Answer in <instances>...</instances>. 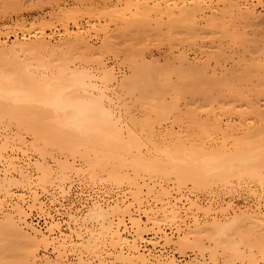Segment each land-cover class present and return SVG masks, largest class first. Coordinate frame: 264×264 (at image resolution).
Listing matches in <instances>:
<instances>
[{
	"label": "bare ground",
	"instance_id": "6f19581e",
	"mask_svg": "<svg viewBox=\"0 0 264 264\" xmlns=\"http://www.w3.org/2000/svg\"><path fill=\"white\" fill-rule=\"evenodd\" d=\"M0 1L2 3V0ZM13 1L14 2L10 0L9 2L8 0L6 1L7 3L4 2L6 5L3 3L4 6L2 4L0 5V10L5 11H0L2 15H6L7 12L11 10L10 8L14 9L20 6L16 4L19 2L16 0ZM47 1L50 2V0ZM131 3L132 4L130 5L129 3V5L131 7L134 5L133 8H135L138 13L143 14L150 9V6H147L149 4L146 5L145 1L134 2L133 0ZM7 5H9V7H7ZM94 9H92V7L88 8L83 13H75L73 9H70V11L67 10L64 17H56V19H50V21L41 20V22H32L30 25H27L28 22L26 23L23 19V21H17L18 23H15V21L13 22L14 24L4 23L0 25V39L1 37L5 38V40H0V118L5 119L9 117L12 120H16L19 122L17 125L21 124L23 127L26 126V130L30 129V131H32L31 133H33V135L35 134L34 136H36V138L39 137L35 132L38 122L44 121L47 122L48 125L51 124L52 131L45 135L44 128L46 127H43V130L41 127L39 128V131L41 129V133L44 131L42 133L44 136H42V138L41 136L39 137L40 140L45 142L43 137H47V141H51V144L53 141H59L54 140L56 137L60 136V139L65 137L68 138V136L76 137L77 133L83 134V137L87 135L86 140L95 138L98 141H90L91 144L97 143L99 145V143L102 142L105 151V155L103 154V156L107 164H110V171L112 173H107L108 177L112 178L109 180L117 181L116 178H118L120 181H117L116 184L123 183V181L126 180L128 186L131 185L135 189L134 193L130 192L133 194V196L131 195L133 199H120L119 197L108 198L109 194L107 198L102 197V195L101 197L96 196L95 198L91 196L93 199L85 201L86 203L84 206H86V209L84 210V206L82 208H79V206L73 207L74 205L62 207L63 204H61L59 207L54 197L52 198L53 202L51 201L52 204H47L45 203L46 201L44 202V200L38 197L41 196V194H37L40 190L37 191L35 188L36 190H34L37 192L34 193L32 199L26 200V196H24L25 193H23L24 191L17 193L16 190H14L15 187L26 188L37 184L50 185V183L53 182H66L69 179L68 177L72 175L70 171L75 168L74 160L76 159L73 158L75 156L74 151L78 152L76 153L77 155H79V151H77V149L72 151L73 154H71V156L73 157H68L74 159V163L72 164L66 157V160L56 157L57 155L52 152V149L55 150L57 147L51 148V144L49 145L51 149L47 146L41 147L42 156L44 158L46 156L52 157L54 159L53 161H57V164H50V161L48 160V163L44 158L42 159L45 162L43 160L41 161L40 158L39 161L33 162L34 166L32 168L34 169L31 170L29 166H31L32 163H27L28 165H19L10 155L8 158L11 157L13 160L1 157L5 148L0 147V157L5 159H0L3 163V166L0 165V263L107 264L105 260L109 261L108 259H110L112 260L110 261L111 264H113L112 262L115 264H183L175 253L161 250L160 248L158 249V246H161L163 242L165 246L167 244L174 245V247L180 250L182 255L189 249L201 253L203 261H201V259L198 260L199 258H196V256L194 260L197 262L191 260L187 264H208L207 257H205L207 254L209 255L208 258L210 261L214 264H238V260L248 257H245L243 253L240 254V249L242 247L241 241H244V239L238 241L236 238L237 241L234 240L231 243L229 241L233 240L234 237L231 240H228L231 236L227 237L228 242L224 240V237L228 236L231 229L232 231H235V228L237 229V227H232L233 223L236 225L239 219L244 220L247 217L243 218L242 215L238 213L237 215H233L232 219H228V215L225 219L217 215L218 217L213 216L211 219L209 217L203 220L194 213H192L194 215L188 217L182 210L184 207L181 208L179 205L177 198H172V190L170 191V189H172L171 187L173 186H170L169 189L168 186H166L168 184L165 182L168 180L172 183L175 182L178 189L188 184H191L194 188L202 189L205 186L209 188L208 185L211 183L214 184V187L218 183H221L219 184L220 186L224 183L228 185V183H231L230 179L232 178L241 179L239 180L240 182L243 178H251V180L256 179L259 181L263 180L264 51L256 56V60H254L255 57H252L251 61H247L245 57L237 53H232V55L228 54L230 57H226L227 55L223 47H219L220 50L216 48L217 51L208 53L203 59L201 58L202 56L190 57L186 52H181L175 61L177 62V66L173 64L172 67L167 69V71L165 70L163 73L161 71L162 69H159V71L156 69L158 67H155L157 64L154 65V61H152V63H147L149 68L142 70L140 64L142 63L143 65L144 62L148 60L141 58L143 62H139L140 60L134 59L130 54L125 58L126 62H128L127 66L130 72H123V70H120V67L118 68L119 71H117L115 68L116 66H110L112 64L109 65L107 63L109 60L107 62L103 61L102 55L105 54V52H107V54L112 52L114 56H117V49L115 50V44H117V42L114 38L117 39L118 36L120 37V34L121 36L126 35L122 33L128 32L130 28L128 30H125L126 28H121L120 31L118 30L119 27L115 31V33L119 32L118 34L116 33V35H114V32L111 33L115 36L114 38L107 32V34H109L108 38L106 41H104L105 38H103L102 41L104 42H101L103 43L102 46H98L99 48L93 46L90 42L92 38L90 36V38H88L90 33L87 34L86 32L88 29L86 30L84 25L77 20L79 17L77 19L76 17L81 15V18L86 16L96 19L100 17L99 15H101V13L103 15H109L110 17V14H107V12L103 13L100 10H95L101 12H98V17H95L96 12H94ZM234 9L240 14V19H243V17L248 20L256 18V20L259 21V19H257L258 13L256 14L255 11L248 7L244 8L240 0H228L224 11L231 13V10ZM61 13L65 12L62 11ZM190 14H192V11L189 8L183 7L179 9L176 16L175 13L172 12V19L170 18L171 23L170 19L168 24L166 23L169 25L167 31L171 32L174 30L175 25L171 26L174 24L173 22L181 18H186ZM111 16H113V13H111ZM262 16H264V14H262ZM136 21H139V19L136 18ZM71 23H73V25H71ZM94 23L92 24L94 25L92 26L94 27L91 29L92 31H94L96 29L95 26L99 24L95 25ZM99 25L102 26V30L97 29L99 31L108 29V23H106L105 26L101 23ZM46 30H51V32H46ZM187 30L195 32V27L190 25ZM233 30V33L228 32V36L233 37V40L234 37L235 39L240 37V39L243 40V35H239V31ZM11 32L15 34V38L9 41L8 37ZM19 32L21 34H19ZM32 32L34 33L32 34ZM151 32L153 33L154 31L151 30ZM228 36L225 37L229 38ZM122 41L123 40H120L118 43H123ZM244 54L243 52V55ZM75 56L89 59H87V61L85 59V64H78V62L69 63L68 60L71 59L76 61L78 57ZM103 56L107 55L105 54ZM81 58L78 60H81ZM174 59L171 60L172 63H174ZM229 59L232 61V64L226 66L225 62L227 64L230 63L227 62ZM88 60L91 62L93 61L92 63L95 64L87 65L86 62L91 64ZM170 63L169 60V64ZM144 67H146L145 64ZM210 70L213 75L209 74ZM217 70L220 71V77L216 76L219 73L215 74L218 72ZM214 76L215 78H213ZM199 86H202L200 87L202 91L197 95L196 99H200L203 104L198 108L191 107L188 100L184 98L192 94ZM223 88L227 91H222ZM131 99L133 100L132 103H130ZM183 99L186 103L184 105H187L185 112L183 111L184 113L181 112L182 109L179 108L178 105ZM128 103L132 104V107L137 104H141V107L144 105L146 109V111H144V117L138 118V114L136 115L137 117L134 115L135 113L131 114L129 108L131 105L129 106ZM29 104L33 106L28 107ZM183 108H185V106ZM199 108L202 109L198 110ZM169 118L172 119L169 120ZM6 120H8V118ZM162 120L172 121V126L170 128L166 126L167 128L163 129L161 126ZM173 124H177V128H174ZM9 127L11 126L9 125ZM10 129L11 128H9V132L11 131ZM26 130L24 131L26 132ZM2 133L5 134V132ZM2 133L1 135H3ZM23 135L24 134L21 136ZM8 137H4L5 140L7 139L6 143L3 144L4 146L6 145V149L8 145L13 146L11 143H7L8 140H11L8 139ZM24 137L25 136H23V138ZM13 138L16 137L14 136ZM80 138L78 137V139ZM64 140L67 142V139ZM64 140L61 141L65 142ZM11 141H14V139ZM21 141H19V144H21ZM16 142L17 140H15V145ZM31 143L35 149L39 144H36V141L35 143ZM76 143L77 142H75V144ZM83 143L77 146L83 147ZM40 145L42 146V143ZM68 145L65 143L60 146L59 144L58 147L60 149H70ZM21 147L18 146L17 148L22 149ZM31 147L32 146H30V148ZM18 150L19 149H17V151ZM90 150L93 149L84 151L89 152ZM18 152H20V150ZM56 152L58 153V151ZM92 153H94V151H92ZM38 157H40V155ZM18 158L22 161L26 160L20 159V157ZM93 158L94 157H91L92 160ZM101 158L97 157L96 159L99 161L98 159ZM91 159L90 162L92 161ZM92 163L94 164L95 161L91 162L89 165ZM80 164L82 165V163ZM77 167L78 166H76V169H78ZM93 168L97 169L95 167ZM74 171L75 170H73V172ZM83 172L85 173V171ZM92 172H94V174L90 172L92 177L90 175L89 177L95 179L94 177H97L95 173L97 172H95V170ZM84 177L81 179H85ZM86 178H88V176ZM104 179L107 180L108 178ZM247 179L245 181H249ZM100 180L102 179L99 178V181ZM243 183V186L247 188L246 185L248 186L249 182L246 185V182ZM86 184H88V182ZM119 185L121 186V184ZM213 186L210 185L211 188ZM193 187L191 191L195 190ZM47 188V190H49V187ZM249 188L251 189L252 187ZM61 189H63V187H61ZM190 189L191 188H189V190ZM262 189V191H264V187H262ZM130 190L132 189H129V191ZM61 191L62 190H60V192ZM41 192H43V189ZM64 192V194L68 193H66V190ZM102 192L104 193L106 190ZM190 193L194 195L193 192ZM252 193L250 194L252 195ZM119 194L117 195L121 196ZM122 194L126 195L124 192ZM61 195L63 194L61 193ZM253 195H255V193H253ZM57 196L59 197L58 193ZM63 196L65 197V195ZM260 198L261 197L255 200L258 204L256 207L246 208L240 212L248 214L250 223L253 221L252 224L255 222L259 224V221H261V225L263 226L264 198L263 200ZM68 199L70 198L68 197ZM187 199L190 198L187 197ZM82 200L84 201V199ZM190 201L193 208L196 207L198 210L202 208L201 205L199 206L197 204L198 202L191 199ZM252 202L253 204L255 203L254 201ZM27 203H30L28 206L29 208L31 207V210L34 207L39 210L38 217L43 219V225H36L38 222L32 224L28 221L31 211L28 212V207H26ZM185 203L183 204L185 205ZM77 204L79 203H75V205ZM227 207L229 208V205H227ZM205 211L212 214V209L210 210V208ZM218 211L222 210L220 209ZM232 211L235 212L234 209H232ZM223 212L225 214L224 210ZM207 214H205V216H207ZM239 215L242 218H240ZM244 221L247 222V219ZM250 223L249 225L253 228L249 227V229L255 230L264 228V226H254V224L252 225ZM166 225H168V227ZM240 227L243 228L242 225ZM236 232H238L236 234H240L239 231ZM148 234L153 236L149 238ZM241 236L238 235L237 237L240 238ZM244 243L246 246L250 245L249 242L244 241ZM162 246L164 247V245ZM246 246H244V248ZM50 247H53V251H51L53 255L49 253ZM263 248L264 247L259 249L262 251L264 250ZM17 249L25 252L17 251V256L21 254V256H23L22 258L17 257L16 254L13 253V251ZM40 249H42V251L44 250V253H42L41 257L37 258ZM249 249L252 250L251 247H249ZM261 251L259 252L260 254L262 253ZM249 253L250 258H247L248 261L251 259L254 260L257 253L251 255V253L254 252H248L247 254ZM76 255L78 256V261L75 262L73 260ZM262 257V260H264V255ZM258 260H261V258ZM258 260H254L252 264L258 263ZM242 261L246 260L244 259Z\"/></svg>",
	"mask_w": 264,
	"mask_h": 264
},
{
	"label": "rangeland",
	"instance_id": "374dc122",
	"mask_svg": "<svg viewBox=\"0 0 264 264\" xmlns=\"http://www.w3.org/2000/svg\"><path fill=\"white\" fill-rule=\"evenodd\" d=\"M6 1H8V0H6ZM6 1L2 0V3L4 4V2H6ZM11 1L14 2L13 0H11ZM16 1L19 2V3H16V4L20 5V6H18V8L17 7L14 8V9L10 8L11 10H9L6 15H2L0 13V25H3L4 23H13L15 21H16L15 23H18V22L23 21V20H25L26 23L28 22L27 25H30V23H32V22H41V20L50 21V19L51 20H54V18L56 19V17H62V16L64 17V14H66L67 10L70 11V9H73L75 13H83L88 8H91L92 7V9L95 8L94 9V12H96V16L95 17H98L97 13L98 12L101 13L100 11H102L103 13L104 12H107V14H110V17H109V15H103L101 13V15H103V16L99 15L100 17L99 18H96V19H92V18H89V17H86V16H83V18H81V15H78L76 17V19L79 17L77 20L79 22H81L82 25H84V27H85L86 30L88 29V31H86L87 34L90 33L88 35V38H90V37L92 38V39H90V42L92 43L93 46H95L97 48H99L98 46H100V45L102 46L103 43H101V42L106 41L107 38H108V35L111 34L112 32L115 33L116 29H118L119 27L120 28L118 30H120L121 28H126L125 30H128L130 28L128 32L122 33V34H126V35L121 36V34H120V37L117 35L118 36L117 39L114 38L115 37L114 35H116V33L118 34L119 32H116L114 35L111 34L112 37L114 38V40H116V42H117V44H115V50L117 49V52H118V55L117 56H114L112 54V52H109V54H107V52H105V54L107 56H103L105 54L102 55L103 61L107 62L109 60L107 63L109 65L112 64L110 66H114V67L116 66L115 68H116L117 71H119L118 68L120 67V70L121 71L123 70V72H127V71L130 72V69L127 66L128 65V62H126V60H125V58H127L126 56L127 55H130V54L133 56L134 59H137L138 61L140 60L139 62H143V61H141V58H143V59L145 58L146 60H148L147 62H144V64H145L146 67H144V64L143 65H142V63L140 64V67H142L141 68L142 70L149 68L147 63H152V61H154L153 64L154 65L157 64L155 67H158L156 69H158V71H159V69H162L161 71L163 73V72H165V70L167 71V69H169L170 67H172L173 64H174V66H177V62H175V61L179 57V55H180L181 52H186L190 57H196V56L201 57L202 56L201 58L203 59L204 57H206L208 55V53H213V51H217L216 48L219 49V47H221V48L223 47V49L225 50L224 52H226L225 54L227 55L226 57L229 56L228 54H231L232 55V53L233 54L237 53L238 55L245 57V59H247V61H251L252 60V57H255L254 60H256V56L259 53H261V52L264 51V16H262V14H264V0H240L242 6H244V8L245 7H248L250 9H252L253 11H255L256 14L258 13L257 14L258 15V18L257 19H259V21L256 20V18H254L253 20H251V19L248 20V19H245L244 17H243V19H240L241 16L238 13V11H236V9L231 10V13H229L228 11L225 12L224 10L226 9V3L228 2V0H134V2L135 1H143V2L145 1L146 2V5L149 4L147 6L148 7L150 6V9L149 10L147 9L148 11L147 12L145 11L146 13H143V14L142 13H138L136 11V9L133 8L134 5H133V7L130 6L132 4L131 1L133 2V0H50V2L47 1V0H16ZM46 1H47V3H46ZM9 2H10V0H9ZM55 2H58V3H55ZM2 3L0 1V5ZM129 3H130V5H129ZM4 5H6V4H4ZM9 5H7V7H9ZM182 7L183 8H189L192 11V14H190L186 18H181V19H178L176 22H173L174 24H172L171 26L175 25L174 26L175 28L173 27L174 30L171 31V32H168L167 31V27L169 25H167V24L169 22V19L171 18L172 12L175 13V16H176L178 14V12H179V9L182 8ZM0 8H1V6H0ZM2 8H4V7H2ZM79 8H81V9H79ZM5 9H3V10H5ZM7 10H8V8H7ZM95 10H100V11H95ZM170 10H172V11H170ZM0 11H2V10H0ZM62 11H64L65 13H61ZM78 11H80V12H78ZM2 12H5V11H2ZM74 12H72V13H74ZM111 13H113V16H111ZM3 14H5V13H3ZM139 15H141V16H139ZM104 16H105V19H104ZM147 16H148V18H147ZM5 17H7V18H5ZM100 18H102V19H100ZM136 18H138L139 21H136ZM149 19H151V20H149ZM171 19H170V23H171ZM93 20H94L95 23L93 22ZM93 23L95 25L98 24V23L99 24L101 23L104 26H105L106 23H108V29H109V31H108V29L105 30V31H101L102 30L101 29L102 26L99 25V24H98V26H95L96 29L94 31H92L91 29L94 28V27H92V26H94V25H92ZM89 24H91V25H89ZM71 25H73V23H71ZM129 25H131V26H129ZM190 25H193L195 27V30H194L195 32H193L191 30H189V31L187 30L188 29V26H190ZM86 26H88V27L90 26V27L88 28ZM121 26H123V27H121ZM139 26H141V27H139ZM28 27H30V26H28ZM144 27L147 28V29H145ZM156 27H157V29H156ZM149 28H153V29H149ZM219 28H220V30H219ZM97 29H101V30L99 31ZM233 29L239 31L238 32L239 35L242 34L244 36V37L242 36L243 40L240 39V37H237V39H235V37H234V40H233L232 39L233 37L228 36V32H232L233 33V31H234ZM151 30H153L154 32L152 33ZM17 31H20V30H17ZM157 31H159V32H157ZM46 32H51V30H46ZM107 32L109 34H107ZM33 33L34 32H32V34ZM158 33H160V34H158ZM224 33H225V36H228L229 38H226L224 36ZM19 34H21V33L19 32ZM137 35H139V36H137ZM229 35H230V33H229ZM14 38H15V34L11 32V34H9V37H8L9 41H12ZM103 38H105L104 41H102ZM119 39L120 40H123L122 41L123 43H118V42H120ZM0 40H5V38L4 37H1ZM219 43H221V44H219ZM243 52L245 53L244 55H243ZM203 55H205V56H203ZM113 56H114L115 59L113 58ZM75 57H78V56H75ZM75 57H74V59H75ZM174 57H175V59H174ZM80 58H81V56L78 57V58H76V61L75 60L73 61L72 59L71 60H68V61H69V63L78 62V64H85V59L86 58L85 57L81 58V60H83L84 62L81 61V60H78ZM172 58L174 59V63H172V61H171V60H173ZM87 59H89V58H87ZM87 59H86V61H87ZM169 60L171 62L170 63L171 65L169 64ZM88 61L91 62L90 60H88ZM92 62H91V64H88V62H86V64L87 65H94L95 63H92ZM112 62H114V63H112ZM227 62H230V63L227 64L225 62L226 66H229V65L232 64V61L230 59ZM225 64H223V65H225ZM122 65H123V67H122ZM159 65H160V67H159ZM213 66H214V64H213ZM217 71L218 72H216L215 74L219 73L216 76L217 77H220V71L219 70H217ZM209 74L213 75V73H212L211 70L209 71ZM213 78H215V76ZM200 87H202V86L197 87V89L192 94L187 95V97L184 98V99L188 100V102H189V104H190L191 107L198 108V107H201L200 105L203 104L202 101H200V99H196L197 98V95L200 94L201 91H202V89ZM225 90L226 89L223 88L222 91H225ZM224 93H226V92H224ZM129 99H130V97H129ZM184 99L179 102L180 104L178 103L179 108L182 109L181 112H183V111L185 112V110L187 108V105H184V104H186ZM168 100H170V99H168ZM132 101L133 100L131 99L130 100V103H132ZM130 103H128L129 106L131 105V107H129L130 110H131L130 113L131 114L132 113H135L134 114L135 116L138 114V116H139L138 118H143L144 117V111H146L144 105H142L144 107V109H143V107L140 106L141 104H137L135 106L133 105V107H135V108H133L132 107V104H130ZM31 106H33V105L32 104H29L28 105V107H31ZM184 106H185V108H183ZM138 108H140V109H138ZM201 109L202 108H199L198 110H201ZM183 113H181V114H183ZM141 115H143V116H141ZM7 118H8V120H6ZM171 119L172 118H169V120H171ZM4 120H5V122H4ZM167 120H162L161 121V126L163 127V129H166L167 127L170 128L172 126L171 125L172 121H167ZM15 121L16 120H14V119L12 120L9 117H6L5 119H1L0 118V129H1V131H0V139H1L0 140V143H1L0 144V147H4L5 148V149L2 148V149H4L3 150L4 152L2 153V156L1 157L8 158V156L10 155L11 157L14 158V160H16V163L19 164V165H21V164L22 165L23 164L24 165H28L27 163H32L31 166H29V167H31V170H32V169H34V168H32L34 166L33 165L34 164L33 162L39 161L40 158H41L40 160L42 161L43 160L42 158H44L42 156V153H41L42 150L40 148L41 147H44V146H47L49 149L54 148V147L55 148L57 147L55 150L52 149L53 150L52 152L55 153V155H57L56 157H59L60 159H64V160L68 159L70 163L72 162V164L74 163L73 162V160H74L73 158H75L76 160H74V161L77 164L76 165L74 163V167L75 168L73 170H75V171L74 172H73V170L70 171L72 175H71V177L69 176L68 177L69 179L66 182H64V183H61V182H59V183L58 182H53L55 184L50 183L51 186L50 185H47V184H41L42 186L39 185V184H37V185L31 186V187H26L27 189L26 188H23V187H15L14 190H16L17 193H19V192L21 193V192L24 191L23 193H25L24 196H26V200L32 199L34 193H36L38 190H40V191H38L37 194L38 195L41 194V196H38L41 200H44V202L46 201L45 203H47V204H52V202H53L52 201V198L54 197V198H56V201L55 202H56L57 205L59 204L58 205L59 207L61 206V204H63L62 207H70V205H72V206L74 205L73 207L79 206V208H82L85 205V203H86L85 201H87L88 199H91L92 200L96 196L97 197H101V195H102V197H106V198L109 196L108 198H118L119 197L120 199H126V198H130L131 200L133 199V197H132L133 194H131L130 192L134 193L135 189L130 184H129L130 186H128L126 180L123 181L124 180L123 179L122 180L123 183H117V184H116V182L117 181H120V180H118V178H116L117 181H115V180H112V181L109 180V179H112V178H109L108 177V174L111 173V171H110V164L109 163L107 164L106 160L104 159L103 154H104L105 151L103 149L104 147H103L102 142L99 143V145L97 143H92V144L95 145L94 146V145L91 144V142H93V141L94 142H98L95 138H94L95 140L92 139V138H90L91 140H89V139L86 140L87 135L85 137H83L82 136L83 134L77 133V136H76L77 139H76V137H73V136H68V138L65 137V138L60 139L61 137L59 136V137H56V139H54V140H59V141H56V142L53 141V143L51 144L50 143L51 141H47V139H46L47 137H43L44 138L43 140H45V142L44 141H41L40 138H39L40 136L42 138V136H44L45 134H47L50 131H52L51 130V127H52L51 124L48 125V123L47 122H44V121L43 122H38L36 124V131L35 132L39 136V137H37L38 138L37 139L36 136H34L35 134L33 135V133H31L32 131H30V129L26 130L27 127L26 126L23 127L21 124H18L19 125L18 126L17 123H19V122H17V121L15 122ZM40 123H41V125H40ZM1 124H3V125H1ZM9 125L11 127H9ZM7 127L11 128L10 129L11 130L10 132H9V128H7ZM40 127H41L42 130H43V127H46L47 128V129L44 128L45 129L44 130L45 132L43 131L44 132V135L42 134L43 132L42 133L40 132L41 129L39 131V128ZM173 127L174 128H177V124H173ZM3 128H6L8 130L3 129ZM20 128L23 129V130H21ZM24 130H26V132ZM16 131H17V133H20V134L22 132V134H24L23 136H25V137L23 138V136H21L22 134L21 135L20 134H17ZM2 132H5V134L2 133ZM12 132H14V133H12ZM1 133L4 136L1 135ZM10 135L13 136V137L15 136L16 138L11 137ZM6 136L7 137L9 136L8 139H11V140L14 139V141H11V140H8L7 141V143L9 142L8 144L11 143L13 145V146L8 145V148L7 149L5 147L6 145L5 146L3 145L4 143H6V140H7V139L5 140ZM71 137H73L75 139H73ZM78 137L79 138L81 137V138L78 139ZM69 138L70 139H73V140H70ZM64 139H67V142ZM15 140H17V142H18V144L16 142V145H15ZM61 140L62 141L64 140L65 142H62ZM68 140H69V143H68ZM74 140H76V141H74ZM77 140H79L80 142L77 141ZM82 140L84 141V143H83ZM19 141H21V144H19L20 143ZM35 141H36V144L39 143L36 146L37 147L36 149L33 147V145H31L32 144L31 142L35 143ZM39 141L42 143V146L40 145L41 143ZM75 142H77V143L75 144ZM65 143H66V145L69 144L68 147H70V149H68V148L65 149L64 148L65 149V151H64V149L61 148L62 149L61 150L58 147V145L60 144V146H62ZM79 143H81V144H79ZM82 143H83V147L77 146V145H82ZM22 144L24 145V147H23ZM50 144L52 145L51 148L49 146ZM87 144H88V146H87ZM18 146L19 147L22 146L21 147L22 149L17 148ZM30 146H32V147L30 148ZM12 147H14V148H12ZM9 148H11V149H9ZM79 148H80V150H79ZM17 149H19L20 152H18L19 150L17 151ZM76 149H77V151H79V155L76 154L78 152H75L74 151ZM89 149H93V150H90L89 152H86ZM81 150H83V151H81ZM84 150H86V151H84ZM23 151H24V153H23ZM56 151H58V153ZM67 151H69L70 153L67 152ZM72 151H74V153H75L74 154L75 155L74 157L71 156V154H73ZM92 151H94V153H92ZM80 152L82 153V155H81ZM4 153L5 154L8 153V154L5 155ZM65 153H67V154H65ZM31 154H33V155H31ZM85 154L88 155V156H86ZM39 155H40V157H38ZM69 156H71L73 158H71V157L68 158ZM1 157H0V159H4V158H1ZM11 157H9L8 159H12ZM18 157H20V159H23V160L26 159V160H24V161L19 160ZM33 157H34V159H33ZM49 157L50 156H46L45 157L46 159L44 158V160H47L48 163L50 161V164L51 163L52 164H57V161L56 160L53 161L54 159L52 157H50V159H49ZM65 157H66V159H65ZM76 157H78V158H76ZM83 157H85V158H83ZM91 157H94L93 160L91 159ZM95 157L96 158L97 157L98 158L103 157V158L98 159L99 161H101V162H99V161H97V159ZM88 158H89V160H88ZM83 159H84V162H83ZM90 159L92 160L91 162L95 161V163H97V164H95V163L93 164L92 163L91 165H89L91 163L90 162ZM102 159H104V160H102ZM51 160H52V162H51ZM29 161H31V162H29ZM80 163H82V165ZM0 165L3 166V163L1 161H0ZM76 166H78L77 167L78 169H76ZM93 167H95L97 169H94ZM101 168H103V169H101ZM94 170H95V172H97V173H95V175L97 176V177H94L95 179L91 178L92 176L90 175V172L94 174V172H92ZM79 171H81V172H79ZM83 171H85V173ZM105 171H106V173H105ZM82 173H84V174H82ZM89 175L91 177H89ZM87 176H88V178H86ZM103 176H104V178H108V179L107 180L104 179ZM82 177H84L85 179H81ZM99 178H101L102 180L99 181ZM114 179H115V177H114ZM246 179L243 178L242 181L240 182L239 180H241V179L238 180L237 178H232V179H230L231 180V183H228V185H226V183H224V184H222V186H220L219 184H221V183H218V184L215 183L216 184L215 187L213 186L214 184L211 183L210 185L213 186V187L211 188L210 185H208L209 188H206V186L204 187L206 189H204V188L201 189V188H196V187L194 188L191 184L182 186L183 188L180 187L178 189L177 188V185L175 184V182L172 183L170 180H168L170 182L166 181L165 183L168 184L166 186H168L169 189H170V186L176 187V188L171 187L172 189H170V191L172 190L171 191L172 192V198H174V199L177 198V201L179 202V205L181 206V208L184 207V209H182V210L184 211V213H186L188 215V217L196 214V216H199L200 218H202L204 220V219L209 218V217L211 219L213 216H217L218 215V216H220V218L222 216V218L225 219V218H227V215H228L229 216L228 219H232L233 218L232 216L233 215H237V213L240 214V215H242L243 218L244 217H247V218H245V219H247V222L244 221L245 219L244 220L239 219L238 222H236V225L233 223V225H235V226L232 225V227H234V228L237 227V229L235 228V231L234 230L232 231V229L230 228L231 229V232L228 231L229 232L228 233V236H225L224 237L225 238L224 240L227 241V237H229V236H231V237H229L228 240H231L234 237L233 240L229 241L231 243L234 240L235 241H237V240L238 241H241V240L244 239V241L250 243V245H248V246L251 247L252 250L249 249L248 246H246V244L244 243V241H241V246L242 247L240 249V254L243 253L245 255V257L246 256L249 257L250 256V253L249 254H247V253L248 252H254V253H251V255H255V253L258 254V256L256 254V256H255L256 258L253 256L254 257V260H256V259L258 260L259 258H261V260H262L263 259L262 256L264 255V253H263L264 250L261 251L259 248L264 247V233H263L264 232V228L263 229L261 228L262 230L260 228L255 229V230L251 229L253 227H251L249 225L250 221L248 219V217H249L248 214H245V213L240 212V211L243 210V209H246V208H251V207L254 208V207H256L258 204L256 203L257 201H255V200H258L259 197H261L262 200H263V198H264V191H262L263 190L262 187H264L263 186L264 185V178H263L262 181H259V180H256V179H252L251 180V178L250 179L249 178L247 179L249 181H245ZM80 180H81L82 183L80 182ZM93 180H95V181H93ZM132 180H133V178H132ZM232 181H233V184H232ZM87 182H88V184H86ZM234 182L238 183L239 185L236 184V183H234ZM243 182H246L245 185L248 184V182H249L248 186L246 185L247 188H245L243 186L244 185ZM57 183H58V185H57ZM59 184H61L62 186L59 185ZM64 184L67 185V186H65ZM119 184H121V186ZM252 184H253V186H252ZM44 185H46V186H44ZM174 185H176V186H174ZM186 186H188L191 189L189 190V188L186 187ZM223 186H225V187H223ZM43 187H45V188H43ZM47 187H49V190H47L48 189ZM61 187H63V189H61ZM192 187H193V189L196 190V192H195V190L191 191L192 190ZM249 187H252V188L250 189ZM259 187H261V188H259ZM35 188L37 189V191H35L36 190ZM38 188H40V189H38ZM86 188H88V189H86ZM42 189H43V192H41ZM78 189H79V192H78ZM129 189H132V190L129 191ZM60 190H62V191L60 192ZM65 190H66V193L68 192L67 194H64L65 193L64 192ZM105 190H106V192L103 193L102 191H105ZM252 190H253V193H255L256 196L253 195ZM55 191L58 193L59 197L57 196V193ZM175 191L178 192V193H176ZM199 191H200V193H199ZM203 191H206L207 193L206 192H203ZM16 192H15V194H16ZM123 192L126 193V195L125 194H122ZM188 192H189V194H188ZM190 192H193L194 195H191ZM61 193L63 195H65V197L63 195H61ZM99 193H101V194H99ZM119 193H121V194H119ZM250 193H252V195ZM26 194H28V195H26ZM117 194L121 195L122 197L121 196H118ZM183 194H184V196H183ZM91 196L93 198H91ZM68 197L70 199H68ZM182 197H186V198H182ZM187 197L190 198L193 201L198 202L197 204L199 206L201 205L202 208H203V210H202V208H200V210H202V211L198 210L196 207L193 208L190 199H187ZM78 198H80V199H78ZM178 198H179V200H178ZM82 199H84V201ZM199 199H201V200H199ZM91 200H89V201H91ZM180 201H181V203H180ZM252 201H254L255 203L253 204ZM209 202L211 203V205H210ZM213 202H214L215 205L213 204ZM68 203H69V205H68ZM75 203H79V204L75 205ZM183 203H185V205ZM247 203H249V204H247ZM230 204H231V206H230ZM26 205L25 206L28 207L27 208L28 212L31 211L30 212L31 214L29 213L28 221L30 223H32V224L33 223L36 224V222H38L36 225H38V224L43 225L42 224V222H44L43 219H41L40 217H38L39 210L36 209V207L32 208V210H31L30 209L31 207L29 208V206H28V205H30V203H27ZM227 205H229V208L230 209L227 207ZM207 206H209V207H207ZM217 206H219V207H217ZM84 207H85L84 208V210H85L86 209V206H84ZM190 207H192V208H190ZM215 207H217V208H215ZM225 207H227V208H225ZM209 208H210V210L212 209V211H211L212 214L210 212L208 213V212L205 211L206 209H209ZM70 209H72V208H70ZM220 209L222 211H218ZM232 209H234L235 212L232 211ZM223 210L225 211V214L226 215L224 214ZM189 211H191V212H189ZM222 212H223V214H222ZM192 213H194V214H192ZM205 214H207V216H205ZM200 215H202V216H200ZM240 215H239V217H240ZM203 217H205V218H203ZM242 217H240V218H242ZM252 222L250 224H252ZM259 222H260L259 224L257 222H255L257 224L253 223L254 226L260 225V227H263L264 225L263 226L261 225L262 222L261 221H259ZM246 224H247V226H246ZM263 224H264V222H263ZM241 225H242L243 228L240 227ZM166 226L168 227V225H166ZM249 227H251V228L249 229ZM254 228H256V227H254ZM236 231H239L240 234H236V233H238ZM231 233L232 234H235V235H232ZM236 235L237 236L238 235H240V236L243 235L244 238H243V236H241L239 238ZM151 236H153V235L148 234V237L149 238ZM236 238H237V240H236ZM231 243H229V244H231ZM249 243H247V244H249ZM162 245H164V247ZM244 246H246V247L244 248ZM159 248L161 250H167V251H171L172 253H175L178 256V258L181 261V263H183V264H187L191 260H194V258L196 256H197L196 258H199L198 260L201 259V261H203V257L201 255V253H198V251H195V250H190V249L189 250H186L184 252V255H182V253L180 252V250L177 249L176 247H174V245L167 244L165 246V244H163V242L161 243V246L160 245L158 246V249ZM248 249H249V251H248ZM257 250H259V251H257ZM17 251H19V249L13 251V253L16 254V256H17ZM51 251H53V247H50L49 248V253H51ZM260 251L262 252L261 254H263V255H261L259 253ZM19 252H24V251L23 250H20ZM42 253H44V250L42 251V249H40L38 251L37 258L41 257ZM185 253H186V255H185ZM51 254L53 255V253H51ZM22 255H23V253H22ZM208 256H209L208 254L205 256V257H207L208 264H212L213 262L210 261V259L208 258ZM17 257L22 258L23 256H21V254H19V256H17ZM77 257L78 256L76 255L74 257V260L73 261H75V262L78 261V258ZM247 258H244L246 261H242L244 259L238 260V264H242V263L243 264H252V262L254 260L251 259L250 261H248ZM108 260L109 261L105 260L107 262V264H111L110 261H112V260H110V259H108ZM261 260H258L259 262L257 261L258 263H256V262L255 263L256 264H263L264 263V260H262V261ZM194 262H197V261L194 260ZM239 262H241V263H239ZM248 262H250V263H248ZM112 263L115 264L114 262H112ZM0 264H3V263L1 262Z\"/></svg>",
	"mask_w": 264,
	"mask_h": 264
}]
</instances>
